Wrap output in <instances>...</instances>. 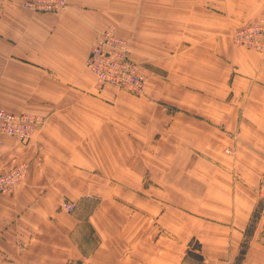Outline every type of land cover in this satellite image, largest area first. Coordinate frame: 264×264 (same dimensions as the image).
<instances>
[{
  "label": "crops",
  "instance_id": "crops-1",
  "mask_svg": "<svg viewBox=\"0 0 264 264\" xmlns=\"http://www.w3.org/2000/svg\"><path fill=\"white\" fill-rule=\"evenodd\" d=\"M24 1L0 0V109L34 115L41 125L27 144L0 139V176L28 165L25 180L0 193V264H264V55L229 47L223 58L243 54L239 70L233 65L237 79L226 82L225 94L219 87L196 93L220 110L222 98L228 126L181 113L183 134L200 141L195 153L187 150L196 163L165 167L151 182L155 150L122 141L155 142L156 135L92 131L93 111L111 106L115 92L94 95L86 67L108 28L131 35L140 60L144 34L154 28L202 43L205 10L227 13L229 31L263 18L264 0H65L52 14L26 10ZM224 42L231 46L229 37ZM207 141L205 151L199 146ZM126 166L132 178L109 180ZM89 199L97 206L82 223L79 206L74 214L61 209Z\"/></svg>",
  "mask_w": 264,
  "mask_h": 264
},
{
  "label": "rangeland",
  "instance_id": "rangeland-1",
  "mask_svg": "<svg viewBox=\"0 0 264 264\" xmlns=\"http://www.w3.org/2000/svg\"><path fill=\"white\" fill-rule=\"evenodd\" d=\"M35 1L36 0L24 1L22 6L26 10L32 12L52 14L62 11L67 5L65 0H42V3ZM31 3H34V5H31ZM263 19L264 17L259 21L248 25L241 24L237 29H229L228 31L229 20L227 13L218 11L215 6L214 8L205 10L203 13L204 25L200 29L201 32H203L202 43L191 42L187 44L186 41L188 40L185 39L183 34H180L179 30H174V28L157 27L154 28V32L151 34H144V38L149 43L140 44V54H142L143 57V59L140 60L135 59L132 56L134 52L131 53L130 51V45L132 44V38L130 35L128 40L125 39L128 42V55L130 60L139 65L147 74L145 84L140 92L112 85H107L99 89L97 87V78L90 71L95 78V88L93 87V91L97 92V94L93 92L94 95H98V97L104 99L109 98L104 95V92L107 89H112L115 92L113 93V98L106 100L112 107L108 106L104 109L93 111V122L91 125L92 131L102 130L108 133L121 132L124 135H130L132 132L148 133L149 135L155 134V142L148 138L122 141L123 143H126V146L129 148H132L133 143H139L140 147H144L146 151H150V153L155 150L157 168L156 171L145 176V180H149V182H151L152 179L157 181L159 176L165 173V167L188 163L195 164L196 158H193V156L189 157V152H187V150L189 151V148H192L195 153L197 144H200V141H196L194 138L183 134L180 114L184 113L192 116L202 115L205 118L214 116L217 120H221V128L228 126L225 118L229 113L228 111L225 112L223 109L225 106L222 98L220 99V110L219 108H214L212 106L211 100L207 98H197L196 93L200 92L204 93L205 96H209L210 90L219 87V91L221 90V93L225 94L224 86L226 82L230 84L232 83V79L233 81L237 79L234 78L238 73L233 70V65L235 64V67L239 70L238 64L243 62V54H240L237 57H240L239 59L228 60V58H223V56L228 57L230 50L229 47H234V52L238 51L235 50V48H237L264 55V48L259 49L244 44L240 45L234 41L238 31L244 27L256 25ZM103 32H100V35ZM216 35L220 38L219 44H216L215 39L213 38ZM226 37H229L231 46L224 42ZM219 55H221V57L218 58ZM151 85L156 87V92L153 94L149 92V86ZM242 111H244V108ZM39 121L40 122L33 133L38 129L39 125H41L40 118ZM232 139L235 143L240 141L238 133L234 134ZM108 142L118 143L119 140H109ZM204 146L210 147V141L199 146L206 151L207 149ZM232 148L233 147L226 146L224 152L233 155L234 150ZM143 157L147 162V153ZM111 158L115 159V157ZM19 165H24L26 167V175L9 192H12L27 177L28 165L26 163L18 164L11 170ZM127 168L128 166L125 167L124 174H122L121 171H116L114 169V172L110 174L113 178H109V180L115 182L128 181L132 178V175ZM9 192L7 191L5 193ZM68 204L74 206L72 214L77 211L78 206L80 207L79 220L82 223L84 217H87V215L95 210L97 200H83L78 204L65 201L62 204L61 209L66 212V205ZM82 229L88 231L86 226ZM84 246L85 244H83V247ZM69 263L80 264L78 261L73 262L70 260Z\"/></svg>",
  "mask_w": 264,
  "mask_h": 264
},
{
  "label": "built area",
  "instance_id": "built-area-1",
  "mask_svg": "<svg viewBox=\"0 0 264 264\" xmlns=\"http://www.w3.org/2000/svg\"><path fill=\"white\" fill-rule=\"evenodd\" d=\"M35 2L42 3V0ZM234 41L240 45L264 48V19L238 31ZM86 66L96 76L99 89L112 85L140 92L147 78L141 67L130 60L127 40L119 37L113 28L105 30L98 37L86 60ZM39 122V118L32 115L11 114L0 110V139L2 136H10L27 143ZM26 172V167L19 165L2 175L0 192L11 191L25 177ZM261 189L264 190V173ZM66 209L72 212L74 206L68 204Z\"/></svg>",
  "mask_w": 264,
  "mask_h": 264
},
{
  "label": "trees",
  "instance_id": "trees-1",
  "mask_svg": "<svg viewBox=\"0 0 264 264\" xmlns=\"http://www.w3.org/2000/svg\"><path fill=\"white\" fill-rule=\"evenodd\" d=\"M196 247V246H195ZM243 252H244V250H243Z\"/></svg>",
  "mask_w": 264,
  "mask_h": 264
}]
</instances>
